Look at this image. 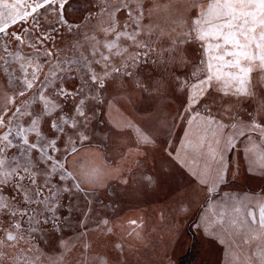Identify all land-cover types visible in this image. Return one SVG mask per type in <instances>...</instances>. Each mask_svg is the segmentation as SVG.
Returning a JSON list of instances; mask_svg holds the SVG:
<instances>
[{"label": "snow or ice", "instance_id": "1", "mask_svg": "<svg viewBox=\"0 0 264 264\" xmlns=\"http://www.w3.org/2000/svg\"><path fill=\"white\" fill-rule=\"evenodd\" d=\"M75 2L0 0V53H3L0 80L14 85L10 90L16 97L25 96L39 82L33 102L36 99L43 102L40 111L24 102L15 106L11 98L0 102V249L15 247L24 239V233L42 231L43 225L56 227L59 193L73 187L83 191L79 184L53 188L55 181L79 179L85 184L97 181L96 169L81 166L78 176H73L65 160L76 153L78 144L90 139L89 113L94 115L96 105L104 102L96 93L105 89L114 74L118 76L123 72L135 79L129 69L155 51L143 39L144 35H152L151 29L145 33L143 21L146 14L151 16L161 4L156 2L150 9L143 0H119L115 9L105 8L109 21L101 31L110 39L101 44L93 36L91 40L95 43L83 51L77 42L73 45L75 58L62 60V50L53 51L46 45L54 42L51 34H59L61 28L69 33L79 31L81 25L68 13ZM192 8L193 16L186 30L169 39L167 51L175 59L185 43H197L201 49L202 58L190 73L191 82L185 80L178 85L186 91L187 114L177 115L176 119H186L189 126L197 121L202 132L188 139L186 152L181 154L173 149L168 155L175 154L179 157L177 162L185 165L188 155L212 161L214 170L206 164L203 172H193V175L205 186L208 197L214 198L219 194L218 186L227 182L225 153L235 151L238 142L243 146L249 167H259L264 172V0H204L194 3ZM119 11L126 13V24L116 19ZM25 24L28 27H24ZM24 48L29 51L25 53ZM159 55L157 53L158 58ZM54 56L56 63L52 64ZM13 65L18 68L13 69ZM44 65H49L46 73ZM15 71L19 75H15ZM73 80L77 81L76 86L66 88L65 84ZM159 86L151 79L136 83V87L144 91ZM45 92L49 95L45 96ZM225 97L229 98L226 103L231 107L219 102ZM56 98H60V102ZM242 99L255 101L254 111L247 113V119L243 120L235 107ZM63 100L72 102L71 110H65ZM214 110L216 115H213ZM41 121L47 122L46 133ZM140 141L153 143L150 133H141ZM62 148L63 155H52L60 153ZM210 171H214L211 181ZM220 207L222 211L215 214L216 218H204L206 227L228 224L233 235L242 237L245 243L256 242L255 256L249 258L248 264H264V194L224 193ZM4 220L7 223H3ZM25 220L26 228L23 227ZM25 250L31 252L30 248ZM5 255L0 250V260ZM233 259L238 264L239 258ZM24 264H40V256L26 257Z\"/></svg>", "mask_w": 264, "mask_h": 264}, {"label": "rangeland", "instance_id": "2", "mask_svg": "<svg viewBox=\"0 0 264 264\" xmlns=\"http://www.w3.org/2000/svg\"><path fill=\"white\" fill-rule=\"evenodd\" d=\"M156 2L161 4L160 9H154L151 16L146 14L143 21L145 33L152 31L150 37L144 35L143 39L155 51L129 69L135 79L123 72L114 74L105 89L96 93L104 102L96 105L94 115L89 113L90 139L78 144L76 153L65 160L73 176H78L81 166L96 169L97 181L85 184L79 179L55 181L54 178L53 188L79 184L83 191L75 187L61 191L57 197L56 227L43 225L42 231L24 233V239L15 247L0 249L6 253L0 264H24L26 257L36 254L40 256V264H52V261L56 264H222L223 260L225 264L226 257L232 258L227 264H237L234 257L247 252L251 255V250L237 247L240 239L233 235L228 224L206 227L204 219H214L222 211L220 202L224 193L264 194V172L259 167H249L242 144L238 142L235 151L225 153L227 182L218 186L219 194L214 198L208 197L205 186L193 175V172H203L206 164L214 170L212 161L188 155L185 165L177 162L179 157L175 154L168 155L173 149L181 154L186 152L188 139L202 132L197 121L189 126L186 119H176L177 115L187 114L186 91L178 85L185 80L191 82L190 73L202 58L201 49L197 43H185L175 59L167 49L169 39L186 30L193 16L192 5L204 0H143L150 9ZM118 5L119 0H76L68 13L81 28L72 33L61 28L59 34H51L54 42L46 46L53 51L62 50L63 60L75 58L73 45L77 42L82 46L81 51L91 48L95 43L91 40L93 36L101 44L106 43L110 38L101 31L109 21L105 8L111 11ZM81 16L85 19L81 20ZM116 19L120 24L128 22L124 11L117 12ZM50 20L55 22L51 17ZM23 51L27 53L29 49ZM101 51L108 54L106 49ZM51 63H56L55 56ZM16 68L18 65H13ZM48 68L49 65H44L45 73ZM146 79L159 83V88L144 91L136 87L137 81ZM76 83L73 80L65 87L71 89ZM13 86L0 80V102L11 98L15 106L24 102L40 111L43 102L38 99L33 102L39 82L23 97L14 96L10 90ZM228 99L225 97L219 102L231 107L226 103ZM56 100L60 102V98ZM63 107L71 110L72 102L63 100ZM235 107L240 111V118L247 119L246 114L255 109V101L242 99ZM216 114L214 110L213 115ZM41 127L46 133L47 122L41 121ZM141 133H150L153 143H142ZM63 154V148L60 153H52ZM213 176L214 171H210L209 181ZM23 227H27L26 220Z\"/></svg>", "mask_w": 264, "mask_h": 264}, {"label": "crops", "instance_id": "3", "mask_svg": "<svg viewBox=\"0 0 264 264\" xmlns=\"http://www.w3.org/2000/svg\"><path fill=\"white\" fill-rule=\"evenodd\" d=\"M236 236H237V235H236ZM237 237L240 239V240H239V244L237 245L238 248H239V247H244L245 249L251 250V255H250L249 252H247V255H243V256L238 257V258H240V259H238V264H248V262H249V258L255 256L256 242H253V243L250 245V244H248V243H245L242 237H240V236H237ZM231 259H232V258L229 259L228 257H226V258H225V264L230 263V262H231ZM233 260H234V259H233ZM233 260H232V261H233ZM226 261H227V263H226ZM236 263H237V262H236ZM222 264H224V260H223V263H222Z\"/></svg>", "mask_w": 264, "mask_h": 264}]
</instances>
